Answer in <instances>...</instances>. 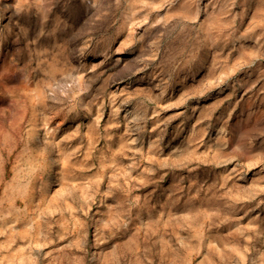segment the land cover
I'll return each mask as SVG.
<instances>
[{
	"label": "rangeland",
	"instance_id": "374dc122",
	"mask_svg": "<svg viewBox=\"0 0 264 264\" xmlns=\"http://www.w3.org/2000/svg\"><path fill=\"white\" fill-rule=\"evenodd\" d=\"M0 264H264V0H0Z\"/></svg>",
	"mask_w": 264,
	"mask_h": 264
}]
</instances>
